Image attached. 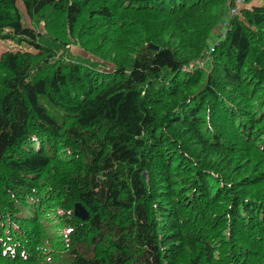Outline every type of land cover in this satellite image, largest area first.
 <instances>
[{
    "label": "trees",
    "instance_id": "1",
    "mask_svg": "<svg viewBox=\"0 0 264 264\" xmlns=\"http://www.w3.org/2000/svg\"><path fill=\"white\" fill-rule=\"evenodd\" d=\"M244 1L0 0V39L33 48L0 52V264H264Z\"/></svg>",
    "mask_w": 264,
    "mask_h": 264
},
{
    "label": "rangeland",
    "instance_id": "2",
    "mask_svg": "<svg viewBox=\"0 0 264 264\" xmlns=\"http://www.w3.org/2000/svg\"><path fill=\"white\" fill-rule=\"evenodd\" d=\"M260 0H251L250 2L252 4H257L259 3ZM249 2V3H250ZM18 5L19 7L22 9V12H23V15L25 17V20H26V23L28 24L29 21H28V16L26 15L24 9H23V6L21 5V3L18 2ZM245 5V4H243ZM242 5V6H243ZM226 12L228 13H233L231 10H227ZM223 23L224 21H221L214 29V31L212 32V34L209 36V39H208V44L209 46H212L213 43L218 40L221 36H222V33L224 31V26H223ZM149 45H153V44H149ZM30 50V51H33V48L28 46V45H15L13 44L11 41L9 40H5V39H0V52L4 51V50ZM73 51H77V48L75 47H72L71 48ZM178 52L181 51V49H177ZM208 64H210V61L207 62Z\"/></svg>",
    "mask_w": 264,
    "mask_h": 264
},
{
    "label": "water",
    "instance_id": "3",
    "mask_svg": "<svg viewBox=\"0 0 264 264\" xmlns=\"http://www.w3.org/2000/svg\"><path fill=\"white\" fill-rule=\"evenodd\" d=\"M148 47H151V48H157L156 46L154 45H148ZM74 213L76 216H79L80 218L84 219L87 217V212L86 210L84 209L83 206H81L80 203H75L74 205Z\"/></svg>",
    "mask_w": 264,
    "mask_h": 264
},
{
    "label": "built area",
    "instance_id": "4",
    "mask_svg": "<svg viewBox=\"0 0 264 264\" xmlns=\"http://www.w3.org/2000/svg\"><path fill=\"white\" fill-rule=\"evenodd\" d=\"M240 1L241 0H236V6L231 8L232 12H234V11L236 12V10L238 9V4L240 3Z\"/></svg>",
    "mask_w": 264,
    "mask_h": 264
},
{
    "label": "bare ground",
    "instance_id": "5",
    "mask_svg": "<svg viewBox=\"0 0 264 264\" xmlns=\"http://www.w3.org/2000/svg\"><path fill=\"white\" fill-rule=\"evenodd\" d=\"M79 203V202H78ZM81 204V203H80ZM81 206H82V204H81Z\"/></svg>",
    "mask_w": 264,
    "mask_h": 264
}]
</instances>
